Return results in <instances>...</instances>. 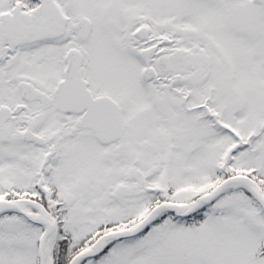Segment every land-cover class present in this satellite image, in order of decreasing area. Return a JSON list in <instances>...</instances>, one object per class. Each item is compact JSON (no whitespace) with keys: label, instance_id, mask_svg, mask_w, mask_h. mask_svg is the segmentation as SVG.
Listing matches in <instances>:
<instances>
[{"label":"snow or ice","instance_id":"snow-or-ice-1","mask_svg":"<svg viewBox=\"0 0 264 264\" xmlns=\"http://www.w3.org/2000/svg\"><path fill=\"white\" fill-rule=\"evenodd\" d=\"M0 264H264V0H0Z\"/></svg>","mask_w":264,"mask_h":264}]
</instances>
